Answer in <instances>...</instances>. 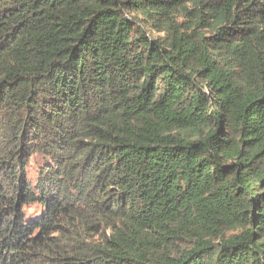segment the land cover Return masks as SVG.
<instances>
[{
    "label": "trees",
    "instance_id": "16d2710c",
    "mask_svg": "<svg viewBox=\"0 0 264 264\" xmlns=\"http://www.w3.org/2000/svg\"><path fill=\"white\" fill-rule=\"evenodd\" d=\"M0 264H264V0H0Z\"/></svg>",
    "mask_w": 264,
    "mask_h": 264
},
{
    "label": "rangeland",
    "instance_id": "374dc122",
    "mask_svg": "<svg viewBox=\"0 0 264 264\" xmlns=\"http://www.w3.org/2000/svg\"><path fill=\"white\" fill-rule=\"evenodd\" d=\"M43 159L41 156H35L33 160L30 161V166L28 168V176L34 183L38 177V167L42 165Z\"/></svg>",
    "mask_w": 264,
    "mask_h": 264
}]
</instances>
